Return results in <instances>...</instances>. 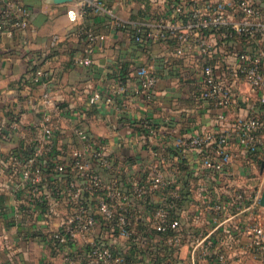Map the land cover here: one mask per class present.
Wrapping results in <instances>:
<instances>
[{
	"label": "crops",
	"instance_id": "0c3cea01",
	"mask_svg": "<svg viewBox=\"0 0 264 264\" xmlns=\"http://www.w3.org/2000/svg\"><path fill=\"white\" fill-rule=\"evenodd\" d=\"M77 1L26 0L29 27L0 37V126L8 134L0 136V154L4 158L37 155L44 169L40 187L47 195L43 202L34 201L33 192L22 185V174L12 167L0 175V264H87L84 250L96 239L123 253L128 264H166L167 256L188 262L187 240L173 248L168 235L157 233L149 222L153 209L163 202L157 193L148 203H135L142 212L137 242L113 232L101 214L95 230L80 234L73 248H57L49 237L69 211L67 179L55 166L84 148L76 128L86 130L106 149L111 170L102 173L124 189L129 179L147 181L159 150L162 167L174 173L185 189L187 205L180 214L185 226H212L204 206L229 198L238 188L252 187L264 172V148L249 156L232 149L234 158L222 171L205 167L197 152L181 150L177 137L213 127L222 112L215 102L199 96L196 60L175 55L170 43L137 44L129 29L116 27L110 14L91 10L82 24L105 37L90 41L67 16L68 7ZM255 1L264 8V0ZM114 8L121 18L136 19L163 7L152 0H120ZM84 56L89 60L79 63ZM144 63L157 75L148 90L142 88L138 74ZM36 66L50 72L47 82L33 80ZM239 93V103L229 117H244L256 109L255 92L243 86ZM45 94L59 109L46 104ZM93 97L97 98L92 101ZM45 121L58 130L55 150L48 149L42 130L34 125ZM149 126L155 128L154 134ZM247 219L249 212L242 216ZM223 235L219 227L218 246L224 244ZM229 264H264V260L245 257Z\"/></svg>",
	"mask_w": 264,
	"mask_h": 264
},
{
	"label": "built area",
	"instance_id": "2783aa9c",
	"mask_svg": "<svg viewBox=\"0 0 264 264\" xmlns=\"http://www.w3.org/2000/svg\"><path fill=\"white\" fill-rule=\"evenodd\" d=\"M116 1L120 0H78L68 7L67 16L90 41L105 36L93 33L82 24L89 10L110 14L116 27L129 29L137 44L170 43L175 55L196 60L199 96L222 109L213 127L177 137L175 142L181 150L197 152L205 167L222 171L234 158L232 149L249 156L264 148V109H260L264 104V8L255 0H152L162 5L161 11L124 19L114 8ZM30 19L26 0H0V37L27 29ZM88 60L84 56L77 61ZM138 74L144 90L157 82L149 63L142 64ZM2 76L0 71V80ZM32 78L47 82L50 72L39 67ZM243 86L255 92L256 109L244 117H229L228 113L239 103V90ZM44 100L59 109L49 94L44 95ZM34 125L42 130L48 149L55 150L58 130L54 125L49 121ZM75 130L85 141L84 148L55 166L66 177L69 191L66 204L69 211L60 228L49 231L57 248H73L80 234L92 233L98 224L97 214H101L113 232L117 229L118 235L137 242L140 236L136 226L142 212L135 208V203H148L153 193H157L163 202L149 215L151 226L157 233L168 235L171 247L177 249L185 240L189 245L188 262L167 256L166 264H229L236 259L242 262L245 257L264 260V206L261 203L264 172L252 187L238 188L229 198L204 206V212L210 214L214 223L212 226H185L180 214L187 205L186 198L176 175L162 167L164 159L159 150H155L158 159L148 168L147 181L129 179L124 189L118 181L108 182L102 173L111 170L106 149L86 130ZM149 131L156 132L153 126H149ZM7 135L6 129L0 126V136ZM11 167L16 173L20 171L22 185L33 192L34 201H45L47 195L40 187L44 169L38 156L10 154L4 158L0 154V175ZM248 212L249 219L242 220ZM219 227L223 229L224 244L218 246ZM84 252L87 264H128L125 255L104 239L93 240Z\"/></svg>",
	"mask_w": 264,
	"mask_h": 264
},
{
	"label": "trees",
	"instance_id": "16d2710c",
	"mask_svg": "<svg viewBox=\"0 0 264 264\" xmlns=\"http://www.w3.org/2000/svg\"><path fill=\"white\" fill-rule=\"evenodd\" d=\"M38 66H39V65H38ZM38 66L34 67L33 71H35V70L38 68ZM260 106H261L262 109H264V104H261ZM184 190H185V189H184ZM184 190L182 189V193H183V195L186 194V192H185ZM184 198H186V197H184ZM186 200H187V198H186ZM115 232H117V229L115 230ZM117 233H118V232H117Z\"/></svg>",
	"mask_w": 264,
	"mask_h": 264
},
{
	"label": "water",
	"instance_id": "95a60500",
	"mask_svg": "<svg viewBox=\"0 0 264 264\" xmlns=\"http://www.w3.org/2000/svg\"><path fill=\"white\" fill-rule=\"evenodd\" d=\"M55 1L56 2H61V1H64V0H55ZM261 203L264 206V190H263L262 197H261Z\"/></svg>",
	"mask_w": 264,
	"mask_h": 264
}]
</instances>
